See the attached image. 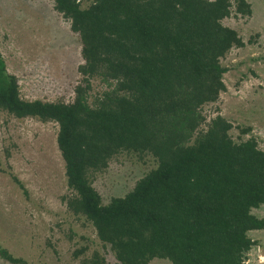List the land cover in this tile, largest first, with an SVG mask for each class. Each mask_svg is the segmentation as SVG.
<instances>
[{
	"label": "trees",
	"instance_id": "obj_1",
	"mask_svg": "<svg viewBox=\"0 0 264 264\" xmlns=\"http://www.w3.org/2000/svg\"><path fill=\"white\" fill-rule=\"evenodd\" d=\"M51 1L80 40L73 98H24L0 53V111L58 126L62 201L98 240L89 252L81 236L75 264H109L106 251L116 264H244L249 232L264 229L253 213L264 205V139L205 109L226 90L222 58L246 45L223 20L250 16L249 1ZM121 154L155 167L104 204L93 177ZM0 258L30 264L1 243Z\"/></svg>",
	"mask_w": 264,
	"mask_h": 264
},
{
	"label": "rangeland",
	"instance_id": "obj_2",
	"mask_svg": "<svg viewBox=\"0 0 264 264\" xmlns=\"http://www.w3.org/2000/svg\"><path fill=\"white\" fill-rule=\"evenodd\" d=\"M93 0H83L85 6ZM250 16L232 14L223 23L237 30L246 45L232 48L222 58L227 67L226 90L206 107L208 117L219 113L234 125L251 126L264 139V0H248ZM0 53L7 70L19 78L24 98L70 101L82 62L80 40L51 0H0ZM58 126L34 119H16L0 111V243L30 264H75V247H96L93 226L72 215L62 201L68 194L64 163L56 143ZM236 129L232 134L236 136ZM155 167L146 156L121 154L110 160L92 183L102 202L124 196ZM23 184L26 193L12 176ZM264 217V205L253 209ZM249 236L256 244L244 264H264V229ZM85 244V243H84ZM90 254V253H88ZM109 264L115 259L105 252ZM0 264H11L0 258ZM151 264H171L154 258Z\"/></svg>",
	"mask_w": 264,
	"mask_h": 264
}]
</instances>
